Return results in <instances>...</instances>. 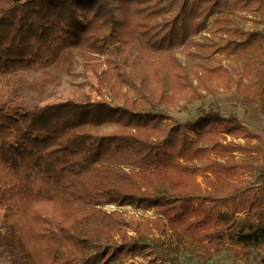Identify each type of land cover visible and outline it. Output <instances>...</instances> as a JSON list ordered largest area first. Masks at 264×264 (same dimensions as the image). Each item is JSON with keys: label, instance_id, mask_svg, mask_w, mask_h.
Returning <instances> with one entry per match:
<instances>
[{"label": "trees", "instance_id": "1", "mask_svg": "<svg viewBox=\"0 0 264 264\" xmlns=\"http://www.w3.org/2000/svg\"><path fill=\"white\" fill-rule=\"evenodd\" d=\"M227 30L233 35L218 50L230 56L254 48L250 69L237 79L220 64L201 70L262 103L264 31ZM118 42L106 0H0V252L10 264H100L113 249L117 257L152 248L161 264H182V251L204 262L225 241L246 256L264 250V186L241 190L229 179L238 168H264V136L235 114L200 108L193 121L168 126L161 114L86 95L31 108L4 96L23 74L64 54H116ZM250 73L249 83L240 80ZM185 81L191 99L198 92ZM111 120L121 125L99 130ZM202 122L189 141L187 131ZM105 203L151 208L155 217L97 208Z\"/></svg>", "mask_w": 264, "mask_h": 264}, {"label": "rangeland", "instance_id": "2", "mask_svg": "<svg viewBox=\"0 0 264 264\" xmlns=\"http://www.w3.org/2000/svg\"><path fill=\"white\" fill-rule=\"evenodd\" d=\"M106 2L117 17V35L120 38L117 53L64 54L43 71L27 72L22 75L19 86L4 88V96L11 105L31 108L86 95L91 100H101L113 107L127 106L136 111L161 114V123L168 126L193 121L200 108H212L222 114H235L253 132L264 136V102L242 96L235 83L227 88L220 77L201 70L200 66L220 64L236 79L250 69V53L258 54L254 48L230 56L218 49L233 35L228 28L238 26L248 32L264 31V0ZM197 70L200 78L195 74ZM252 76L250 73L239 79L249 83ZM101 78H106L105 85H101ZM187 78L192 80L198 92L191 99L188 97L193 92L191 87L183 86ZM99 87L102 94L98 92ZM203 124L199 123L187 131L189 141L196 138ZM120 125V121L111 120L98 128L102 132H110ZM226 139L230 140L229 137ZM236 141L244 143L243 139ZM251 154L257 156L254 152ZM242 157L236 153V159ZM202 176L197 174L200 183ZM229 179L241 186V190L262 187L264 168H238ZM230 206L238 211V216L245 215L237 201L230 202ZM97 208L123 210L138 220L155 217L151 208L144 210L129 203H105ZM1 216L0 212V220ZM128 233L133 234L131 231ZM115 251L113 249L104 255L100 264H161L159 259H155L152 248L113 257ZM248 252L246 256L225 241L224 247L204 262L186 251H182L179 257L182 264H264L263 247ZM9 258L8 254L0 252V264H10Z\"/></svg>", "mask_w": 264, "mask_h": 264}, {"label": "built area", "instance_id": "3", "mask_svg": "<svg viewBox=\"0 0 264 264\" xmlns=\"http://www.w3.org/2000/svg\"><path fill=\"white\" fill-rule=\"evenodd\" d=\"M197 264H200V263H197Z\"/></svg>", "mask_w": 264, "mask_h": 264}]
</instances>
